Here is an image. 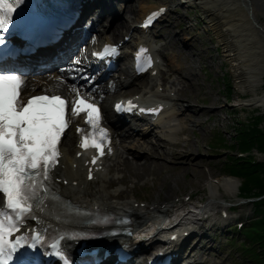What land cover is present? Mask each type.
I'll return each instance as SVG.
<instances>
[{
  "label": "bare ground",
  "instance_id": "6f19581e",
  "mask_svg": "<svg viewBox=\"0 0 264 264\" xmlns=\"http://www.w3.org/2000/svg\"><path fill=\"white\" fill-rule=\"evenodd\" d=\"M186 1H188L189 3H197V5L203 9L205 18L209 22L210 30L215 35L218 45L221 46L222 57L228 64V71L231 75L232 81H234L233 84H235V86L237 87V93L239 95L236 97H244V95L250 94L248 100L236 105H240V107L251 106L254 108H264V91L261 89L260 93H257V89L261 87L264 82V21L260 20V17L264 18V0ZM100 2L101 1L99 0V3ZM160 2L161 0L148 1V3L154 5L162 4ZM169 2L170 1H167V3L163 4V7L165 9L169 7ZM70 3H72V1H70ZM102 7L103 9L109 8V4H107V2L103 0ZM150 8H152V6L141 8L140 12L143 13ZM74 9L76 10V6ZM127 10L130 13L131 11H134L133 13L136 12L133 6H130ZM70 11L71 13L69 15H67L68 12L65 10L56 11L46 19H43L25 28L23 36L27 39L38 41L40 37H43L45 34L54 30L64 18H67L74 13V10ZM126 13L127 12L124 11L122 15H125ZM116 15L117 14H115V16L113 17H105L104 14L98 16V21L100 19L111 21L116 20L115 24H110L109 27L105 29L106 35L116 33L117 36H119L123 32V29H125V27H128V23H122V21H127L126 17L124 18L121 15L116 18ZM140 22L138 21L139 26H141ZM167 23L172 28H179L175 29L176 34L173 36L178 37L179 35L181 37V43H184L187 40L184 38L189 35V31H187V28L184 26L183 22L179 20V12L173 11ZM134 30L135 29L133 28V30L131 31L129 27L126 33L134 36L136 34V31L139 32L138 30ZM165 36L170 37L171 35ZM190 40L191 39H189L188 41ZM131 41H135L133 37ZM160 48L165 51L168 50V47H166L164 44H161ZM81 51L82 48L79 51L77 50L76 54H79V52ZM119 53H121L124 57L122 58V65H120V69L122 70L123 74L126 73L129 69V67L127 66L128 62L129 65L134 68L132 70L134 74L142 72V74L145 75L143 70L146 69V65H143L141 67L143 62L140 61V54H136L135 59V52L133 47L126 44V47L120 50ZM80 56L83 55L81 54ZM175 62L186 66L188 59L184 54L178 53L176 55ZM36 65L37 64L31 65V72H35ZM70 66L71 65H69V67ZM170 68L174 71V68L172 66H170ZM176 72H178L179 78L181 80H184L183 74H181L178 70H176ZM50 78L55 79L52 75L34 76L27 78V84L23 88V93L25 94L24 96L27 97L29 94H33V92L38 91L41 87V82H45L48 85L51 84ZM149 81H154L152 77H150V75H148V77L146 78H143V90L145 95L150 94V92L146 89L149 86ZM117 83L121 88L130 86L131 89H133V85L129 82L124 83V81H119ZM86 87H88V85H86ZM53 91L51 93H53ZM119 92L123 96L125 95V93L121 92L120 88ZM132 94L136 98V96L140 95V91L137 90V93L132 91ZM231 94L232 93H229L228 96H231ZM139 98L141 97L139 96ZM148 98L149 99L146 98L145 100L149 104H152L160 99L159 97H156L154 95H151ZM127 100L129 104H132L137 102L138 98L132 99V97H129ZM176 101L177 103L181 102L180 99H177ZM166 102L167 98L163 96V99H161V103L165 104ZM197 105L203 104L189 102V107L183 110V112L191 113V115L186 118L187 122H190L193 125L197 124L194 120L195 116H208L209 119L213 118L212 113H215V111L213 110L200 108L198 112L193 111L192 109L198 108ZM103 109L106 110L107 106L104 105ZM169 114V112L162 113L156 125L164 122V120H167ZM184 116L185 114L182 118L183 122ZM111 118L113 126L112 138L114 144V154L106 161H104V165L107 162H113V165L108 169L109 172H113V169H116V171H122L123 166L124 169L130 173L131 177L137 179V183L132 189L133 192L139 191L144 195V197H148V191H146L142 185L144 178L149 175L154 176L157 171L167 170L165 165V161L167 160V158H170L173 161H180L181 163H185V167H179L180 169H183V171H189L196 168L201 171L203 164L206 163L205 161L201 160L192 162V150L194 146L196 147V144L188 138L184 140L170 141L168 139L165 140L160 136H156L154 143L149 139L141 138L132 139L130 141V144L125 141V137H122L121 139V137L119 136L120 129L118 127L117 115L112 114ZM202 124L203 122L198 123L199 126H201ZM125 126H122V129H124ZM153 129H148L146 135L151 134ZM186 132V129H182L180 131V134ZM170 134L171 133L169 132L166 136H169ZM69 135H71V137H69ZM63 139H65V141H63ZM218 143V149L220 150L222 148V145L219 141ZM121 145H123V147H121ZM59 147L63 149V157L61 159L59 167L55 168L56 170L54 169V171H56L57 177H63L65 180H67L68 184L65 186L60 185V188L63 193L67 194L66 196L72 202L71 204L76 203V208L80 212L79 216L81 219L84 218V213L86 212V210H88L89 205L91 206V208L95 206L98 207L99 205L101 208L110 211L111 213L124 212L125 210L126 213L131 217V220L133 222L132 227H134V230L132 232L133 238L129 239L132 245L137 244L138 237H143L148 238L143 240V244H145L147 247H153L152 245L154 243L164 241V238H169L174 233V229L169 231L161 230L160 232L157 231V229H154L156 219H160L162 216L165 217L167 214H170L171 211H173V213L176 214V217L180 219V225L185 229L182 230L181 233L185 231H188L189 233L188 240L191 243V255L194 259V262L196 264H222L224 260V254L218 252L217 244L223 238L226 228L232 224V220L229 219L224 221L223 219H220L217 213L214 215V212L219 209L220 195L226 192L231 195L237 194L238 187H240L241 185V183L239 184L238 180L234 179L233 177H226L225 179L221 178V180L213 179L208 181L207 184L203 186V188L205 189L200 188V191L202 193L196 192L195 196L189 197L185 201H176V196L173 195L165 203L157 204V202H153L148 204V201H146L147 199H144L142 200L143 208L133 207V205H135V202L133 200H116L121 196H124L125 193L123 192V187L116 186L119 183L113 178H109L110 183L105 189L99 190L98 194L96 195L93 194V189L90 187L91 182L85 181L84 174L80 176L78 175L79 169H84L83 167H81L82 160L79 161L74 157L76 148L74 144V135L73 133H71V131L67 132L66 136L62 138ZM170 148H172V150ZM205 148L206 150L202 149L203 153H207L208 151H210V149L206 145ZM119 149H121V151H119ZM141 151H143L144 154L141 155L139 153ZM117 155H119V157H117ZM126 156H130L131 159L129 160ZM230 160L234 164H237V158L235 156L230 155ZM77 161H79V163H77ZM209 164L210 162L207 163V165ZM74 165L75 168H73ZM104 167L105 166H103V170ZM100 174L103 176L105 175L103 173L96 174L97 179H99L102 184L101 186H103V182L100 180ZM130 180V176H124L120 182L127 183ZM73 181L76 182V185L74 186L72 185ZM153 181L157 182L158 179L154 178ZM109 188H112V190L115 191L109 192ZM168 190H171V187H169ZM208 192L209 198L205 202V204H203V207H201L197 204V202L200 200L202 195H206V193ZM69 195H71V197ZM101 197L104 198L101 199ZM151 204L153 205L150 206ZM162 204L165 205L161 208ZM47 206L51 210L56 209L55 204L52 202H47ZM254 206L256 207V205ZM45 209L48 208L46 207ZM137 212L143 213V216H145V218L139 217L137 215ZM69 219L71 218H55L57 233L60 234L64 231L71 230L69 226ZM156 225L161 228L160 223H157ZM251 234L255 235L256 232L251 231ZM212 235H215L216 237L213 238ZM101 240L92 237V242H94L99 247H118V244L116 242H104ZM139 248L142 250V247Z\"/></svg>",
  "mask_w": 264,
  "mask_h": 264
},
{
  "label": "snow or ice",
  "instance_id": "6c2138e0",
  "mask_svg": "<svg viewBox=\"0 0 264 264\" xmlns=\"http://www.w3.org/2000/svg\"><path fill=\"white\" fill-rule=\"evenodd\" d=\"M23 3L0 0V44L4 43L2 34L9 32L13 23V14ZM24 83L19 75L0 71V199L4 202L0 209V264H13L14 258L16 264H37L28 250L37 248L40 235L12 237L26 219L33 218L34 207L47 197L50 172L58 163L59 143L68 127V102L59 95H36L25 101L21 96ZM75 91L71 115L86 112V123L93 130L90 136H82L80 147L95 148L103 155L107 133L99 127V109L87 102L79 89ZM121 107L117 105V111ZM49 247L52 255L67 264L58 243Z\"/></svg>",
  "mask_w": 264,
  "mask_h": 264
},
{
  "label": "rangeland",
  "instance_id": "374dc122",
  "mask_svg": "<svg viewBox=\"0 0 264 264\" xmlns=\"http://www.w3.org/2000/svg\"><path fill=\"white\" fill-rule=\"evenodd\" d=\"M179 12V20H186L188 24L187 31H189L191 35H194L193 39L190 41H188V37L184 38L187 39L184 42L187 47L181 51L188 59L185 68L190 74L187 75L191 78L193 83V88L191 89L189 97L191 99H197L198 102H201L208 107H205L204 109L213 110L215 113H212V119H209L208 116H195L194 120L197 124L193 125L190 122H186L185 124L186 127L189 128L191 141L196 144V147L194 146L192 150V162L198 160L206 162L203 164L201 171L197 168L189 171L179 169L177 172H173L168 176L161 175V179L164 180L163 183L152 190H149L148 197H144L142 193H140L141 196H138L139 198L137 197L139 200L147 199L146 201H148V203L168 200L173 195H178L183 192L202 193L200 188H203L208 181L213 179L221 180V178L225 179L226 177H233L238 180L239 184L241 183L248 187L253 186L251 182L256 185L257 183L264 181V176H256L252 179L243 172H225V166H222V163L229 154L224 153L222 150L219 151V154L214 158L199 159V157H197V152H202V149L206 150L205 144L207 141L209 143L215 142L213 132L218 130L224 133L223 137L228 146H234L233 148H237L238 146H236L234 141L230 138L236 134V131L233 130V123L236 120L241 121L245 131L251 117L260 114L263 119L258 123L255 129H264V108H254L251 106L242 107V109L240 107H228L231 103L236 105L248 100L250 94L244 95V97H236L239 95L237 93V87L233 84L234 81H232L231 75L228 71V64L222 57L221 46L218 45L215 35L210 30L209 22L205 18L203 9L200 6H194L191 9L185 8ZM260 20L264 21V18L260 17ZM180 38L179 35L178 37L175 36V42L180 43ZM225 75L227 76V79L231 80L234 87L231 96L226 97L227 101H229L227 106H225L226 92H224L225 89H223L222 82L220 83L222 89L220 91L219 82L217 83L216 81V79L218 80ZM261 89L264 91V84L257 89V93H260ZM240 98L241 100H239ZM193 111L198 112L196 108H194ZM188 114L191 115V113ZM199 122H203V124L199 126ZM256 158L261 160L260 157ZM208 162H210L209 165H207ZM169 187H171V190H168ZM99 189L100 188H97L96 192ZM224 259L228 260V258Z\"/></svg>",
  "mask_w": 264,
  "mask_h": 264
},
{
  "label": "trees",
  "instance_id": "16d2710c",
  "mask_svg": "<svg viewBox=\"0 0 264 264\" xmlns=\"http://www.w3.org/2000/svg\"><path fill=\"white\" fill-rule=\"evenodd\" d=\"M257 137L256 141L258 142V146L260 149L264 150V133H260V131H256ZM243 143H241L242 145ZM247 147V146H246ZM236 171V172H243L246 175H248L249 178H254L256 176H264V167L261 170L260 174H249V169L242 163L233 164L231 168L229 169V172ZM251 182V181H250ZM253 187H257L260 192H264V181H261L257 183L256 185L251 182ZM258 224V223H257ZM259 232L257 236H255V242L257 243V246L260 249V253L264 256V219L259 222Z\"/></svg>",
  "mask_w": 264,
  "mask_h": 264
}]
</instances>
